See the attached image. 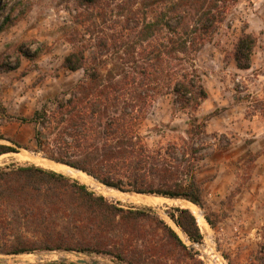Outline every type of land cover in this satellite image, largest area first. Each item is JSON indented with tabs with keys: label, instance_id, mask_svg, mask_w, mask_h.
<instances>
[{
	"label": "trees",
	"instance_id": "trees-1",
	"mask_svg": "<svg viewBox=\"0 0 264 264\" xmlns=\"http://www.w3.org/2000/svg\"><path fill=\"white\" fill-rule=\"evenodd\" d=\"M236 1L72 0L76 27L65 32L70 51L63 65L82 71V77L30 116L11 117L1 103L0 116L34 124L38 152L101 184L180 198L201 208L203 190L195 173L202 159L198 148L187 146L179 157L174 146L151 149L140 127L152 102L164 94L173 95L178 108L192 122L197 120L194 112L207 91L196 57L214 40ZM25 14L6 16L0 31ZM256 43L253 33L241 32L232 51L237 68L250 67ZM9 152L16 149L0 143V155ZM151 210L121 207L80 181L40 165L0 166V233H16L24 224H31L35 233H48L34 240L14 236L2 242L4 248L0 242L1 253L66 251L111 255L126 264L179 259L205 264L190 246L203 241L192 212L177 207L168 213L188 245ZM206 220L213 223L208 215ZM141 222L153 223L154 232Z\"/></svg>",
	"mask_w": 264,
	"mask_h": 264
},
{
	"label": "rangeland",
	"instance_id": "rangeland-1",
	"mask_svg": "<svg viewBox=\"0 0 264 264\" xmlns=\"http://www.w3.org/2000/svg\"><path fill=\"white\" fill-rule=\"evenodd\" d=\"M19 11L26 12L25 16L0 31V103L11 117L30 116L82 77V71H70L63 65L70 51L65 32L76 27L72 0H0V24L6 16L14 17ZM243 30L257 38L248 69L237 68L232 56ZM37 49L41 50L38 54ZM196 65L207 91V98L194 112L197 120L192 122L189 114L178 108L173 95L164 94L152 102L140 132L151 149L174 146L178 157L187 146L198 148L197 155L202 159L195 173L204 204L195 208L207 227L197 220V214H192L203 235L201 244L190 245L170 219L168 213L179 206L123 201L101 191L103 185L97 180L96 184L76 180L121 207H150V214L171 226L205 264H264V0H237L214 40L198 53ZM201 122L205 125L199 126ZM0 143L16 149L0 155V166L38 165L29 153L45 158L36 150L32 123L0 116ZM24 225L17 227L16 233H0L1 247L4 248L3 241L9 242L14 236L34 240L48 234L35 233L31 224ZM141 225L154 232L153 223ZM90 257L104 261L96 264H126L106 254L46 250L0 252V264L75 262L77 258ZM167 264L194 263L179 259Z\"/></svg>",
	"mask_w": 264,
	"mask_h": 264
},
{
	"label": "bare ground",
	"instance_id": "bare-ground-1",
	"mask_svg": "<svg viewBox=\"0 0 264 264\" xmlns=\"http://www.w3.org/2000/svg\"><path fill=\"white\" fill-rule=\"evenodd\" d=\"M32 161L36 162L38 165L54 170L56 172H60L66 176L78 179L82 182L96 184V180L93 179L91 176L86 175L85 173L81 172L80 170H76L74 168L68 167L66 165L56 163L54 161L41 158L38 156H31L30 158ZM103 188V189H102ZM101 191H104L109 196L116 197L118 199H121L123 201H128L132 203H139L143 205L148 206H161V205H174L179 207L188 208L192 213L197 214V220L204 225V227H207V224L205 220L201 217V215L198 213L197 209L195 208V205L190 203L187 200L184 199H173V198H166L161 197L157 195H144V194H135V193H124L120 192L116 189L109 188L102 186L100 188ZM198 224V223H197ZM63 256V255H62ZM86 261L90 262H96V263H104L101 259H98L96 257H90V258H84Z\"/></svg>",
	"mask_w": 264,
	"mask_h": 264
},
{
	"label": "water",
	"instance_id": "water-1",
	"mask_svg": "<svg viewBox=\"0 0 264 264\" xmlns=\"http://www.w3.org/2000/svg\"><path fill=\"white\" fill-rule=\"evenodd\" d=\"M29 155L30 156H36L35 154H33V153H29ZM49 160V159H48ZM51 161H53V160H51ZM55 162V161H54ZM56 163H58V162H56ZM68 166V165H67ZM70 167V166H69ZM73 168V167H72ZM75 169V168H74ZM76 170H78V169H76ZM60 173V172H59ZM62 174V173H61ZM64 175V174H63ZM66 176V175H65ZM68 177V176H67ZM103 186H105V187H109V186H106V185H104V184H102ZM109 188H113V187H109ZM113 189H116V190H118V191H120V192H124V193H135V194H144V193H138V192H133V191H122V190H119V189H117V188H113ZM144 195H152V194H144ZM162 197V196H161ZM191 203V202H190ZM67 259V258H66ZM65 259V260H66ZM76 263H83V264H86L87 263V261L84 259V258H77L76 259V261H75ZM93 264H96V262H93Z\"/></svg>",
	"mask_w": 264,
	"mask_h": 264
}]
</instances>
